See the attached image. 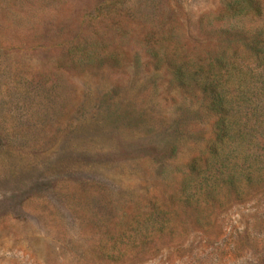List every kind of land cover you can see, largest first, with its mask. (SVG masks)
<instances>
[{
	"label": "rangeland",
	"instance_id": "rangeland-1",
	"mask_svg": "<svg viewBox=\"0 0 264 264\" xmlns=\"http://www.w3.org/2000/svg\"><path fill=\"white\" fill-rule=\"evenodd\" d=\"M220 3L0 0V264H264V192L150 252L93 250L210 138L198 99L149 57L188 53ZM88 43L118 66L66 67Z\"/></svg>",
	"mask_w": 264,
	"mask_h": 264
},
{
	"label": "trees",
	"instance_id": "trees-1",
	"mask_svg": "<svg viewBox=\"0 0 264 264\" xmlns=\"http://www.w3.org/2000/svg\"><path fill=\"white\" fill-rule=\"evenodd\" d=\"M197 28L202 37L188 53L159 56L160 47L149 60L165 67L169 86L198 99L212 120L210 138L175 168L176 184L146 196L126 222L102 235L93 249L102 261L150 252L154 242L174 243L178 228L204 232L215 214L264 192V0H221ZM95 47L67 51L66 67L118 66L114 54L99 55Z\"/></svg>",
	"mask_w": 264,
	"mask_h": 264
}]
</instances>
